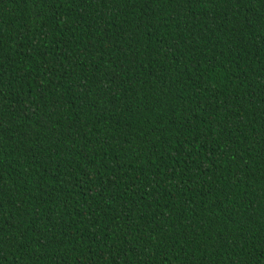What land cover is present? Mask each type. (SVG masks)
<instances>
[{
  "label": "trees",
  "instance_id": "16d2710c",
  "mask_svg": "<svg viewBox=\"0 0 264 264\" xmlns=\"http://www.w3.org/2000/svg\"><path fill=\"white\" fill-rule=\"evenodd\" d=\"M0 264H264V0H0Z\"/></svg>",
  "mask_w": 264,
  "mask_h": 264
}]
</instances>
